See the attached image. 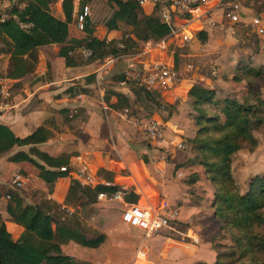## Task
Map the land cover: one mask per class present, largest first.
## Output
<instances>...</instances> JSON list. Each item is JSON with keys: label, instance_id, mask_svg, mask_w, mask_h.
I'll return each mask as SVG.
<instances>
[{"label": "crops", "instance_id": "crops-1", "mask_svg": "<svg viewBox=\"0 0 264 264\" xmlns=\"http://www.w3.org/2000/svg\"><path fill=\"white\" fill-rule=\"evenodd\" d=\"M14 1L16 0H0V11ZM61 2L62 0H57L56 3L57 16L61 15ZM262 2V9L258 14L254 13L252 7L240 6L241 21L238 24L242 27L237 32L226 24L222 14L216 13V26L207 27L205 31L207 44H210L208 47L212 46L215 38L221 40L219 64L232 69L245 60L252 67L264 68V35H256L258 40L255 41L254 38L252 41V33H256L247 26L254 15L264 19V0ZM77 3L78 0L75 1L76 5ZM107 6L112 7L110 12L113 15L117 5L112 0H107ZM150 10L151 7L143 8L145 13ZM112 15L106 23L111 20ZM91 16V23L94 25L98 15L92 12ZM106 23L100 24L99 29L95 27V36L101 40L119 37L121 31L108 29ZM70 29L68 44H81L85 33L75 30L73 24ZM236 43L240 46L237 47ZM61 47L63 45L57 44L39 47L36 52L37 63L29 74L26 71L25 57L0 53V84L5 83L9 87L10 105L14 108L2 125L19 138L32 134L40 127H47L51 130L52 137L36 146L39 151L52 157L69 156L70 160L80 152L88 153L89 172L101 182L110 183L115 189L120 184L128 185L130 203L153 206L162 198L168 199L177 209V221L160 235L147 241L150 253L155 257L153 263L213 264L216 255L211 241L218 230L211 207L214 188L206 179L201 166L186 163L192 152L188 149L179 150L174 145L183 140L187 147V143L195 137L196 127L194 120L188 116L186 103L187 93L196 78L205 87L215 90L218 98H225L222 96L225 94V86H238L241 90L244 84L233 83L230 74L226 75L227 79L218 76L214 80L196 73L191 77H178L179 99L174 103L176 106L170 119L164 122V139L154 145L146 140L138 127L116 116L115 111L120 109L114 108L117 104L115 95L110 96L108 102L104 101L109 109L107 117L96 93L72 95L70 88L76 85L91 87L83 80L98 71L102 60L67 67L59 57ZM152 58L158 59V54ZM10 65L12 69L8 75ZM115 65L119 68L117 73H111L112 67L103 73L106 92L123 95L135 107V96L131 90L133 86L122 89L117 85L123 63ZM234 94L239 96L240 92ZM136 108L137 113L142 115L139 118L158 117L144 112L139 105ZM29 148L15 147L8 154L0 156V214L12 239L18 241L24 228L12 222L7 213L9 198L12 197L13 204L22 205L33 204L41 198L48 199L58 203L69 216L75 215L80 229H84L87 234L91 235L88 232L90 230L106 236L98 248L84 247L73 241L63 242L60 249L64 256L89 264H130L134 248L140 242L136 240L140 231L137 232L136 229L135 232L134 228L122 222L121 204L97 200L84 204L80 193L72 202L69 192L73 182L71 177L67 175L54 183L43 182L39 173L46 167L34 156H29ZM19 153L28 155L29 160H10ZM241 155L243 154L234 158ZM239 163L242 164V161ZM16 174L25 178L23 190L12 186V179ZM173 225L185 227L184 231H176L182 235L183 242L164 234L175 230ZM190 233L191 238L198 240L197 244L188 239Z\"/></svg>", "mask_w": 264, "mask_h": 264}, {"label": "trees", "instance_id": "trees-1", "mask_svg": "<svg viewBox=\"0 0 264 264\" xmlns=\"http://www.w3.org/2000/svg\"><path fill=\"white\" fill-rule=\"evenodd\" d=\"M75 1L62 0L60 16L52 12L51 4L55 0H19L14 3L8 11L9 18L0 24V53L25 57L29 74L37 63L36 52L39 47L63 45L59 57L70 67L89 64L109 56L135 54L147 41L156 42L169 34V25L160 20V8L153 7L145 13L138 0H112L117 10L106 27L119 30L123 24L131 28L130 33L121 31L119 37L101 40L94 34L99 19L93 25L90 16L86 20L83 42L68 44L69 27L74 23L76 13L93 2L78 0L76 5ZM19 4L23 8H19ZM21 24L30 27L24 29ZM196 39L205 43L206 31L197 32ZM118 43L122 48H118ZM83 50L91 52L87 59L82 55ZM237 66L231 81L244 84V90L239 96L218 98L215 90L201 83L193 84L189 89L188 116L194 120L196 133L194 139L188 142L192 156L186 163L201 166L206 179L214 188L211 207L218 231L211 241L216 255L213 264H264V236L256 232L264 228V171L251 177L245 192L240 190L233 172L236 155L245 150L254 154L258 150V140L254 133L264 129V95L256 86L264 87V68L252 67L246 62H240ZM11 69L10 65L8 75ZM83 82L91 87L76 85L70 88L72 95L96 93L92 87L95 74L86 77ZM131 90L135 96L134 112L139 105L144 112L157 115L163 122L170 119L175 104H164L157 94L142 91L135 85ZM112 95L117 97L115 109L133 106L126 97L113 92H106L104 101L108 102ZM51 137V130L44 126L19 138L0 124V156L8 154L15 147L29 146V156H34L46 167L40 171V179L45 183H54L67 176L59 168L67 166L70 157H52L36 148ZM10 160L27 161L29 158L19 153ZM75 190L81 194L84 204H88L96 201L98 192H113L115 187L98 185L91 190L73 181L69 192ZM54 206L55 202L48 199L41 198L33 204L22 205L13 204L12 197L9 198L7 213L12 222L24 228V231L19 240L14 241L0 214V264H89L64 256L60 244L73 241L84 247L98 248L106 236L90 230L89 235L84 229H78L76 216H67L65 213H58L56 217L51 215L49 211Z\"/></svg>", "mask_w": 264, "mask_h": 264}, {"label": "built area", "instance_id": "built-area-1", "mask_svg": "<svg viewBox=\"0 0 264 264\" xmlns=\"http://www.w3.org/2000/svg\"><path fill=\"white\" fill-rule=\"evenodd\" d=\"M142 8H160V20L169 25V34L158 41H147L140 51L135 54H126L118 57L109 56L102 60V64L95 73V92L99 96L103 112L106 117L109 112L104 95L106 88L103 85L102 76L105 71L116 63H123L120 72L119 88H126L135 85L137 88L148 93H154L164 104L173 105L179 99L177 89V72L175 68L174 47H183L192 43L196 39V33L205 31L207 27L216 26V13L221 12L223 20L229 25L239 23V7L228 0H138ZM91 16L89 7H82L74 18L73 27L79 32H84L86 20ZM9 15L0 14V24ZM256 35H264V19L258 15L250 18L247 25ZM21 27L28 29V24H21ZM118 48H122L120 43ZM158 54V59L152 56ZM82 55L87 59L91 52L83 50ZM190 69V66H188ZM212 74H215L213 72ZM10 89L3 83L0 84V124L11 115L13 107L10 105ZM118 118L129 122L142 132L146 140L151 144H158L165 137V125L158 117L139 118L131 114L129 108L115 111ZM179 150L185 149L183 140H179L174 145ZM88 153L80 152L71 158L67 166L59 168L60 172L67 173L69 177L77 182L81 187L93 190L98 185L113 187L110 183L101 182L93 173H90L87 166ZM25 185V178L16 174L12 179V186L21 189ZM130 194L128 185L120 184L113 192L101 191L96 195L99 202H118L121 204V220L131 228L142 233V244L135 254L133 264H146L145 243L161 232L169 228L177 221V209L170 201L162 198L156 205H141L127 202ZM191 238V236H189ZM188 237V238H189ZM195 244L198 240L193 239ZM145 248V250H144Z\"/></svg>", "mask_w": 264, "mask_h": 264}, {"label": "rangeland", "instance_id": "rangeland-1", "mask_svg": "<svg viewBox=\"0 0 264 264\" xmlns=\"http://www.w3.org/2000/svg\"><path fill=\"white\" fill-rule=\"evenodd\" d=\"M17 1H19V0L11 2V5L7 6L6 8L5 7L2 8V10L0 11V14L4 13L7 15L8 11L10 10V7L14 3H17ZM122 1H126V0H122ZM229 1L231 3L237 4L239 8H240V6H246V5L248 7L250 6L253 8L255 14H258L257 12L262 9V4H263L262 0H258V1H255V0H229ZM56 3H57V1L55 0V2L51 4V8H53L52 12L54 15H56V13H57L56 11L58 10ZM110 7L107 6V0H93L92 4L89 6V9H90L91 13L93 12V13L98 15L99 22L95 26L96 28H98V26L100 28V24L106 23V21L111 17L112 13L110 12V10H111ZM19 8H23V5L19 4ZM218 14H222V13L219 11ZM226 24L229 27L234 28V31L236 30V32L241 29L240 27H242L241 24H238V23L234 24V25H229L226 22ZM120 29L119 30L125 34H128L131 31L130 27L123 25V24L120 25ZM69 31H71L70 27H69ZM95 31H96V29H95ZM248 31H249V29H248ZM81 33H83V32H81ZM254 38H255V41L258 40L256 34L252 33V36L250 39L252 41H254ZM220 41H221L220 39L215 38L214 42L212 43V46L208 47V45H210V44H207L208 39H206L205 43H201L200 41L195 39L192 43H190L186 46H183L181 48L180 47H174V49H175L174 60H175L176 66H177V69H176L177 78L178 77H184V76L185 77H191L195 73L198 75H202L204 77H209L212 80H214L218 76H223V78H225V79H227L226 75H228V74H230V76H232L235 69L238 66L235 65L234 68L228 69V67H225L221 63L219 64L218 56H220V54L218 55V53L220 51V45H221ZM236 45H237V47L240 46L237 43H236ZM242 63H245V60H243ZM117 65L112 66L111 73H115V72L117 73V71H119V68H117ZM188 66H190V69H188ZM227 70H229V71H227ZM213 72H215V74H212ZM220 73H222V74H220ZM197 83H200L198 78L195 79L193 84H197ZM3 84L7 85L5 83H3ZM256 88L259 91H261L264 95V87L263 86H256ZM135 90H136V88H135ZM243 90H244V88H242L240 90V87H238V86L234 87V88H233V86H231V87L225 86V88L223 90L225 94L222 96H225V98H226V96L227 97H235L236 95L234 93H236V92L242 93ZM133 106L130 107L131 114L134 116H137V117L142 116V115L138 114L137 111L134 112L135 107H133ZM187 108H189L188 103H187ZM254 135L256 136V138L258 140V145H259L257 152L254 154H250L246 150L242 151L238 155H240V154H243V155L239 156V158H236V159L234 158V161H233V172H234L236 181L238 183V186L242 192H245L247 190L248 182L251 179V177H253L254 175L264 171V168H263L264 167V156H263V154H264V129H261V130L255 132ZM144 143H145V141H144ZM185 149H188L190 152L192 151L191 145L189 143H187V147H186V143H185ZM185 149H183V150H185ZM191 156H192V153H191ZM241 161H242V164L239 163ZM20 190H23V188H21ZM78 193H79L78 190L77 191L75 190V191L70 193V198H71L72 202L77 197ZM88 196H91V194H89ZM127 202H130L129 197L127 199ZM49 213L55 217L58 216V213H65V215L67 214V216H68V213L65 210L61 209V207L56 202H55V206L53 207V209H51L49 211ZM72 216H75V215H72ZM78 228L80 229V227H78ZM173 228H175V230L166 231V232H164V234L166 236H169L172 239H176V240H179L180 242H183L182 235H180L176 231H179V232L184 231L185 227H183L181 225H176V226L173 225ZM134 231L136 232V229H134ZM137 232H138V230H137ZM256 232L258 234H261L264 236V228H259V229H257ZM189 235L191 236L192 234L190 233ZM142 237L143 236H142L141 232H140V236L136 237V240H139L140 242H139L138 247L134 248L135 249L134 253H133L132 257L130 258V264H133V262H134L135 254L138 252L139 246L142 242ZM188 239L191 241L190 237ZM148 242H146V244H145L146 259H147V262H149L147 264H158V263H153L155 261V257L150 253V249L147 246ZM224 243H228V242H224ZM144 250H145V248H144ZM67 254H69V253H67Z\"/></svg>", "mask_w": 264, "mask_h": 264}, {"label": "water", "instance_id": "water-1", "mask_svg": "<svg viewBox=\"0 0 264 264\" xmlns=\"http://www.w3.org/2000/svg\"><path fill=\"white\" fill-rule=\"evenodd\" d=\"M101 186H104V185H101Z\"/></svg>", "mask_w": 264, "mask_h": 264}]
</instances>
